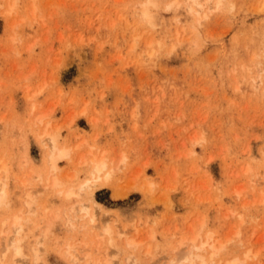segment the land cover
Listing matches in <instances>:
<instances>
[{
	"label": "rangeland",
	"instance_id": "1",
	"mask_svg": "<svg viewBox=\"0 0 264 264\" xmlns=\"http://www.w3.org/2000/svg\"><path fill=\"white\" fill-rule=\"evenodd\" d=\"M148 1L0 0V160L10 178L0 248L16 215L21 229L12 237L22 252L18 259L9 246L0 264L11 256L13 264H102L109 254L111 264L131 256L135 264H180L186 248L173 250L176 242L202 223L203 237L225 243L215 258L204 252L206 264H264V0H195L199 13L192 0ZM145 3L153 25L142 18ZM45 128L71 155L55 174ZM93 155L113 168L107 185L66 199L89 178ZM123 230L124 239L146 240L125 248Z\"/></svg>",
	"mask_w": 264,
	"mask_h": 264
},
{
	"label": "bare ground",
	"instance_id": "2",
	"mask_svg": "<svg viewBox=\"0 0 264 264\" xmlns=\"http://www.w3.org/2000/svg\"><path fill=\"white\" fill-rule=\"evenodd\" d=\"M156 1V0H155ZM175 1V0H174ZM189 1V0H188ZM216 1V0H215ZM214 1V2H215ZM153 2H154V0H153ZM151 0H149L148 2H146V3H150V4H154ZM169 2V1H168ZM184 2H186V0L184 1ZM193 2V3H192ZM219 2V0H217V3H216V5L217 4H220V3H218ZM144 4L143 5V7H142V18H143V20L144 19H147L148 21V23H149V14L147 13V4ZM187 3V2H186ZM185 3V4H186ZM195 3V0H192L191 1V5H196V4H194ZM207 3H209V2H207ZM183 4V3H182ZM190 4V2L188 3V5ZM215 4V3H214ZM176 6L177 5V7H178V4H176V2H175V4H173V6ZM191 5H189V6H191ZM215 5V6H216ZM171 6V5H170ZM169 6V7H170ZM189 6H187L186 7V9H188L189 11H191L192 9H191V7L189 8ZM194 6H192V7H194ZM197 7H198V9L195 11V13H199V12H201L203 9H204V7H203V9H202V7H201V5H196ZM203 6V5H202ZM11 9L13 8V5H12V7L11 6H9ZM10 8H9V10H10ZM9 10H7L8 11V13L10 12ZM192 12V11H191ZM151 19L153 20V17H151ZM152 20L150 21V25H151V23H152ZM154 24V22L152 23V25ZM31 96H33V95H31ZM47 111V110H46ZM52 111L50 110V113H51ZM83 112V111H82ZM49 113V114H50ZM81 113V112H80ZM48 114V115H49ZM82 114V113H81ZM39 116V117H38ZM47 116V114L45 113H43V114H38L37 115V117L35 118V119H37V121L38 122H40V123H42L43 121H44V118ZM47 118V117H46ZM72 119V118H71ZM73 120V119H72ZM37 121H35V123L37 122ZM94 121V120H93ZM37 122V123H38ZM49 122V121H48ZM51 122V121H50ZM39 123V124H40ZM68 123L70 124L71 122H69L68 121ZM50 125V123H47L46 122V124H45V126L47 127H49V125ZM38 125V124H37ZM53 125V124H52ZM67 125V124H66ZM44 126V125H43ZM53 127V130H55V126L53 125L52 126ZM43 128V127H42ZM59 128V127H58ZM40 129V128H39ZM50 130V129H49ZM48 130V131H49ZM57 130V129H56ZM43 132L41 133V135L42 136H44V138L46 139V141L48 142L47 144H48V146H49V150L47 151L48 152V158H47V160H48V167H49V169H50V171H51V173H56L57 171H58V165H57V163L60 161V160H66V159H68L71 155H70V153H69V150L67 149V148H65L64 146H61L60 144H59V140H58V135L56 134L57 132H51V133H49L48 131H47V129L45 128V129H43L42 130ZM41 135H39V137L41 136ZM36 137H38V136H36ZM77 137H79V136H77ZM41 139V138H40ZM60 139V138H59ZM45 141V142H46ZM81 141H83V144H84V140H83V138L81 139ZM80 141V142H81ZM64 142V141H63ZM79 142V143H80ZM39 143H42V141L41 142H39ZM68 144V143H67ZM78 144V143H77ZM81 144V143H80ZM79 144V145H80ZM41 145V144H40ZM78 145V147L77 148H79L80 146ZM86 145V144H85ZM43 146V145H42ZM75 146H77V145H75ZM84 146V145H83ZM81 148V147H80ZM88 149H90L89 147H87ZM92 148V147H91ZM74 149V148H73ZM97 150V149H96ZM100 150V149H99ZM98 151V150H97ZM90 152V151H89ZM89 152L87 153L88 155H90L89 154ZM94 152H95V150H94ZM99 152V151H98ZM73 153V152H72ZM92 153V152H91ZM95 153H97V152H95ZM104 153H105V151H104ZM45 154V153H44ZM106 154V153H105ZM92 155V154H91ZM97 155V154H96ZM104 155V154H103ZM109 155V154H108ZM73 156V155H72ZM81 156V155H80ZM94 156V155H93ZM91 157L92 158V160L90 161V170H89V178L87 179V180H85L82 184H80L78 187H77V189L76 190H74V188H69V189H67V191L64 193V197L66 198V199H69V198H73V196H75L76 198H77V200H78V197L82 194L81 192H86V193H88V195H89V193H92L94 190H98V189H100V190H102V188L104 187V185H107V184H105L108 180H109V178H110V174H112V173H110L112 170H113V168L111 169H109V163H108V161H107V159L104 157V156H101L100 155V157ZM27 157V156H26ZM47 157V156H46ZM79 157V156H78ZM81 157H84V156H81ZM123 157H121L120 159H122ZM23 159H25V158H23ZM21 160L22 161V164L24 165V163L25 162H23L24 160ZM28 159V158H27ZM72 159V158H71ZM79 159V158H78ZM118 160V162H120L121 160ZM44 160V159H43ZM47 160H46V162H47ZM67 161V160H66ZM81 161H82V159H81ZM83 161H84V159H83ZM110 161H112V160H110ZM122 161H123V159H122ZM121 161V162H122ZM29 162V161H28ZM46 162H44V163H46ZM69 162V161H68ZM73 161H71V163H72ZM87 162V161H86ZM113 162V161H112ZM79 163V162H78ZM6 164V163H5ZM26 164V163H25ZM43 164V163H42ZM86 164V163H85ZM0 172H2V176H3V178H2V176H1V178H0V205H2L3 203H4V200H5V189L7 188H5V186H6V183H5V181L9 178V173H8V169L5 167V165H3L2 163H1V160H0ZM21 165V164H20ZM29 165H31L30 163H29ZM47 165V164H46ZM45 165V166H46ZM82 165H83V163H82ZM81 165V166H82ZM88 165V164H87ZM116 165V164H115ZM118 165H119V163H118ZM78 166V165H77ZM112 166V165H111ZM44 166H42V168H43ZM118 167V166H117ZM33 168V167H32ZM114 168H116V166L114 167ZM41 169V168H40ZM30 170V169H29ZM36 170H38V169H36ZM35 170V171H36ZM42 170V169H41ZM47 170V169H46ZM59 170H60V168H59ZM110 170V171H109ZM115 170V169H114ZM62 171V170H61ZM76 171V170H75ZM27 172V171H26ZM37 172V171H36ZM40 172V171H39ZM43 172V171H42ZM60 172V171H59ZM74 172H72V174H73ZM4 174V175H3ZM12 174V173H11ZM30 174H31V176H32V173H28V175L30 176ZM49 174V176H50V173H48ZM59 174H61V173H59ZM58 174V175H59ZM72 174H70V175H72ZM75 174H77V173H75ZM35 175V174H34ZM52 175V179H51V185H56L57 184V181H56V179H55V176L53 177V174H51ZM39 176V175H38ZM38 176H36V177H38ZM40 176H42V175H40ZM69 176V175H68ZM67 176V177H68ZM28 177V176H27ZM27 177H26V179H27ZM36 177H34V178H36ZM70 177V179L72 180V179H74V176H69ZM88 177V176H87ZM39 178V177H38ZM58 178V177H57ZM64 178H66V177H64ZM10 179V178H9ZM17 179H19V178H17ZM32 179H33V176H32ZM37 179V178H36ZM49 179V178H48ZM63 179V178H62ZM68 179V178H67ZM46 180L47 179H45V182H46ZM16 181V180H15ZM19 181H22L21 183H19V184H22V186H23V183L24 182H26V181H24V180H22L21 179V177H20V180ZM33 181V180H32ZM63 181H65V180H63ZM69 181V180H68ZM67 181V182H68ZM81 181V180H80ZM13 182V181H12ZM66 182V183H67ZM70 182V181H69ZM27 183V182H26ZM108 184H110V181H109V183ZM50 185V184H49ZM48 185V186H49ZM112 185V184H111ZM21 186V185H20ZM21 186V187H22ZM28 186H30V185H28ZM56 186H59V183L56 185ZM66 186V185H65ZM130 186V185H129ZM19 187V186H18ZM18 187H17V189H18ZM33 187V186H32ZM50 187V186H49ZM48 187V188H49ZM31 188V187H30ZM38 188H39V186H38ZM38 188H37V190H30V191H28V192H31L32 193V199H34L33 198V196L35 197V195L34 194H36V193H38V191L40 192V190H38ZM45 188V187H44ZM105 188V187H104ZM129 188V187H128ZM131 188V187H130ZM36 189V188H35ZM40 189H43V188H40ZM45 190V189H44ZM52 190V189H51ZM130 190V189H129ZM37 191V192H36ZM27 192V193H28ZM33 192H34V194H33ZM42 192V191H41ZM9 193V192H8ZM118 193V192H117ZM127 193V192H126ZM23 194V193H22ZM25 194V193H24ZM7 195V194H6ZM27 195V194H26ZM24 195L26 198H29L28 196L29 195ZM87 195V196H88ZM114 195V194H113ZM116 195V194H115ZM85 196V195H84ZM83 195H82V197H84ZM121 196V195H120ZM119 196V197H120ZM126 196V195H125ZM124 196V197H125ZM31 197H30V199H31ZM114 198V197H113ZM116 198H117V196H116ZM30 199H28V200H30ZM63 199V198H62ZM83 199V198H82ZM8 200V199H7ZM6 201V200H5ZM85 201V200H84ZM91 201V200H90ZM261 201H264V198L261 200ZM36 202V201H35ZM88 201H86V203H87ZM25 204V206L27 207L28 205H26V204H29L30 206H32V204H30V202H24ZM73 203V202H72ZM77 203V202H76ZM84 204V205H83ZM78 205H80V204H78ZM82 205V206H81ZM79 207H80V209H79V211H81V212H83V213H85V215L86 214H89L88 212L90 211V207L88 208V206H85L86 204L85 203H82ZM94 205L96 206V207H99V205L97 204V203H94ZM30 206H28L29 208H30ZM74 207H72V209H75V205H73ZM92 206V205H91ZM94 206V207H95ZM93 207V208H94ZM102 207V206H101ZM29 208H27V210L28 211H30L29 210ZM31 208H33V207H31ZM6 209V208H5ZM71 209V206L68 208V210H72ZM65 210V209H64ZM94 210V209H93ZM96 211H97V213H98V208L97 209H95ZM76 211V210H75ZM66 212V211H65ZM72 212V211H71ZM77 212V211H76ZM76 212H73V213H76ZM95 211H92V213H94ZM231 212V211H230ZM73 213H72V215H73ZM82 213V214H83ZM90 214V217H89V221H95L94 220V218L96 219V217H95V213L94 214ZM16 214V213H15ZM22 214H24V213H22ZM65 214V213H64ZM67 214V213H66ZM108 214V213H107ZM229 214V213H228ZM230 214H232V213H230ZM19 215V214H18ZM62 215V214H61ZM78 215V214H77ZM97 215H99V213L97 214ZM103 215V214H102ZM23 216V215H22ZM55 216H57V213L55 214ZM74 216V215H73ZM226 216V215H225ZM238 216V215H237ZM60 217V216H59ZM72 217V216H71ZM88 217V216H87ZM101 217V216H100ZM239 217V216H238ZM241 217V216H240ZM55 218V217H54ZM75 218V217H74ZM73 218V219H74ZM106 218V217H105ZM226 218H227V216H226ZM9 219V218H8ZM12 219V228H14V229H12L11 228V226H10V228H11V230H12V232H11V236H9V238L7 239V243L3 246V247H1L0 248V253H1V258L4 256V252H5V250H7V249H9V246H11V248H13L12 249V251H14V252H12V254L16 257V258H18L19 259V257H20V255L22 254V252H21V247L20 246H18L17 245V243L16 242H14V240H13V238L14 237H12V235H13V233L16 235V232H18L20 229H21V226L19 225V217H17L16 215L13 217V218H11ZM67 219H70V218H67ZM72 219V220H73ZM239 219V218H238ZM26 220V219H25ZM25 220H24V222H25ZM80 220V219H79ZM240 220V219H239ZM3 222H2V224H1V226H5L7 223V220H5L4 221V219L2 220ZM69 222L71 221V220H68ZM83 221H84V219H83ZM147 221H148V218H147ZM66 222H67V220H66ZM153 222V221H152ZM239 222V221H238ZM21 223H23V222H21ZM74 223V222H73ZM79 223V222H78ZM133 223V222H132ZM239 223H241V220H240V222ZM47 224V223H46ZM68 224V223H67ZM82 224V223H81ZM138 224V223H137ZM24 225V224H23ZM23 225H22V228H23ZM70 225V224H69ZM132 225V224H131ZM203 223L200 225V229L198 230V226H196L195 228H197V232L196 233H193L191 236H189V237H186V238H182L181 240H178L177 242H176V244H174V245H176L175 246V249H173V250H175V251H177L178 252V249L180 248V247H185L186 248V250H185V253H183V255H182V258H175L176 260H182V262L180 263V264H206L207 262H206V257H205V255H204V252L207 250V249H210L211 251H210V257H214V256H216L217 255V253H219V251H220V249L222 248V245L223 244H225V243H223L222 245L221 244H219L220 243V241H219V239H217L216 238V240H213V236H212V234L210 233V232H206V235H204V237H203V233L201 232V228L203 227ZM72 226V225H71ZM71 226H69V227H71ZM75 226V225H74ZM76 226H77V223H76ZM81 225H79L78 227H80ZM93 227H95L94 225H92ZM104 227L106 226V224L104 223V225H103ZM133 226V225H132ZM131 226V227H132ZM7 227V226H6ZM87 227V226H86ZM85 227V228H86ZM124 227H125V225H124ZM47 228L49 229L50 227H48L47 226ZM71 228H73V227H71ZM80 228H82V227H80ZM84 228V227H83ZM82 228V229H83ZM119 228V227H118ZM118 228H115V229H117V231H118ZM194 228V229H195ZM206 228V227H205ZM46 229V228H45ZM47 229V231L49 232V230ZM129 229V228H128ZM189 229H191V227L189 228L188 227V233H189ZM14 230V231H13ZM120 230V229H119ZM136 230V229H135ZM205 230V229H204ZM209 230H211V229H209ZM233 230H234V228H233ZM237 230V229H236ZM46 231V232H47ZM102 231H103V227H102ZM125 230H123V232L121 231L120 233H118L117 234V238L118 237H121L122 236V239L124 240V247L126 248V246L127 247H132V248H134V247H136L137 245H139L140 243H142L143 242V240L146 238H144L143 240H140V236H138V237H140V238H138V242L137 241H134V240H132V239H124L125 238V236H126V234H125V232H124ZM203 231V230H202ZM238 231V230H237ZM237 231L235 232V233H231V237L232 236H236V234H237ZM44 232V231H43ZM231 231H229V233H230ZM234 232V231H233ZM104 233H106V235H108V237L110 238L111 237V235H113L112 234V231H111V229L109 228V227H105L104 228V231H103V235H104ZM135 233H137V231L135 232ZM134 233V234H135ZM149 233V232H148ZM214 233H215V231H214ZM45 234V233H44ZM43 234V236H46V235H44ZM138 234V233H137ZM140 234V233H139ZM152 232H151V235L150 236H148V238H149V241L152 239L151 237H152ZM228 234V233H227ZM0 235H1V238H6L7 236H6V232H4L3 230L2 231H0ZM99 235V234H98ZM97 235V236H98ZM125 235V236H124ZM136 235V234H135ZM214 235V234H213ZM6 236V237H5ZM144 236V235H143ZM100 238H98V237H96V239L98 238V239H101V235L99 236ZM115 237H116V235H115ZM132 237V236H131ZM229 237V236H228ZM40 238V237H39ZM42 238V237H41ZM135 238H136V236H135ZM147 238V239H148ZM237 238V237H236ZM239 238V237H238ZM98 239H97V241H98ZM105 239V238H104ZM142 239V238H141ZM226 239V238H225ZM231 239V238H230ZM110 240V243H111V245L119 252V250H121L120 248H119V246L117 245V247H116V245L113 243L114 241H113V238H110L109 239ZM146 240V239H145ZM222 240V239H221ZM232 240V239H231ZM230 240V241H231ZM4 241V240H3ZM40 241H41V239H40ZM102 241V240H101ZM142 241V242H141ZM154 241V240H153ZM226 241H228V243H229V238H227L226 239ZM233 241V240H232ZM18 242V241H17ZM37 242V241H36ZM33 243V244H36V248H32V250H31V253H33L32 255H34L33 256V258H35V263L37 262V261H40V259L38 258V256L36 255L37 254V252H33V251H36V250H38L39 248H40V246H38V242L37 243ZM106 242V241H105ZM117 242V241H116ZM140 242V243H139ZM147 242V241H146ZM215 242H217V245L218 246H216V244H215ZM99 243V242H98ZM144 243V242H143ZM232 243V242H231ZM235 243V242H234ZM81 244V243H80ZM97 244V243H96ZM107 244H108V242H107ZM239 244V243H238ZM243 244V243H242ZM85 245V243L83 244V246ZM126 245V246H125ZM244 245V244H243ZM122 246V245H121ZM228 246V245H227ZM239 246V245H238ZM66 247H69V245H66ZM71 247V248H70ZM69 248L70 249H72V247L73 246H70ZM75 247V246H74ZM77 247V246H76ZM75 247V248H76ZM108 247H109V249L111 248L110 247V245L108 244ZM107 247V248H108ZM155 247V246H154ZM31 248V247H30ZM75 248H73L72 250H74L73 251V253H75ZM89 248V247H88ZM98 248H100V247H98ZM138 248V247H137ZM140 248V247H139ZM33 249H36V250H33ZM67 249V248H66ZM77 249V248H76ZM78 249H80V248H78ZM96 249V248H95ZM95 249H94V252H97V251H95ZM226 249V248H225ZM229 249V248H228ZM30 250V249H29ZM68 250V249H67ZM88 250V249H87ZM90 250V249H89ZM98 250V249H97ZM116 250H114V249H111V251H115L116 253H117V251ZM129 250H131V249H129ZM148 250H150V249H148ZM151 250H153V249H151ZM172 250V251H173ZM39 251H40V249H39ZM78 251V250H77ZM76 251V252H77ZM171 251V252H172ZM248 251V250H247ZM246 251V252H247ZM250 251V250H249ZM11 252V251H10ZM65 252H67V251H65ZM71 252V251H70ZM103 252H105V251H103ZM102 252V253H103ZM112 252V253H113ZM130 252V251H129ZM128 252V253H129ZM146 252V254L145 253H143V255L145 256V255H147V254H149V251H145ZM153 252H154V250H153ZM156 252H157V249H156ZM177 252H173V254H174V256H175V254L177 253ZM222 252V251H221ZM232 252V251H231ZM230 252V253H231ZM25 253V252H24ZM36 253V254H35ZM72 253V252H71ZM88 253V252H87ZM86 253V254H87ZM108 252H105V258L104 259H107L106 257H107V254ZM142 253V252H141ZM163 253V252H162ZM233 253H235V252H233ZM5 254H6V252H5ZM67 255H68V253H66ZM159 254V253H158ZM249 254H251V253H248V255ZM36 255V256H35ZM91 255V254H90ZM98 255V254H97ZM110 255H112V256H110ZM115 256V254H109L108 255V257L110 258L111 257V259L110 260H114V256ZM124 255V254H123ZM154 255V254H153ZM168 255V254H167ZM171 255V254H170ZM252 255V254H251ZM17 256H19V257H17ZM72 256V255H71ZM70 256V257H71ZM74 256V255H73ZM156 256V255H155ZM208 256V255H207ZM226 256V255H225ZM85 257H87V256H85ZM91 257V256H90ZM118 257H119V255H118ZM132 257V256H131ZM127 257V259L125 258V260L126 261H123V263L124 262H126V264H128V261H129V264H135L136 263V261L134 260V258L132 257ZM150 257H151V255H150ZM154 256H152V258H153ZM227 257V256H226ZM231 257V256H230ZM244 257H247V256H244ZM250 257V256H249ZM123 258V257H122ZM215 258V257H214ZM236 258V257H235ZM235 258H234V260L233 259H231V261H227V262H224V264H234L235 262H236V260H235ZM5 259V258H4ZM10 259V258H9ZM12 259H14L13 258V256H11V264H13L14 263V261L12 260ZM22 259H24V257L22 258ZM21 259V260H22ZM39 259V260H38ZM74 259H78V258H74ZM73 259V257H71V260H73V263H74V260ZM91 259V258H90ZM99 259V258H98ZM225 259V258H224ZM229 259V258H228ZM110 260L109 261H105V260H103V262L106 264V263H108V264H111V262H110ZM171 260V259H170ZM169 260V261H170ZM213 260V259H212ZM1 261V260H0ZM27 261V260H26ZM89 261V260H88ZM101 261V260H100ZM116 261V260H115ZM150 261V260H149ZM174 261L175 260H171L170 261V264H174ZM177 261V262H178ZM215 261V260H214ZM239 262H240V260H238ZM76 262V261H75ZM103 262H101L102 264H103ZM120 262V261H119ZM154 262H155V260H154ZM242 262V261H241ZM16 263H18V262H16ZM100 263V262H99ZM114 262H112V264H113ZM156 264H157V262H155ZM169 263V262H168ZM167 263V264H168ZM211 263H212V261H211ZM5 264V263H4ZM20 264V263H19ZM86 264H89V263H86ZM96 264V263H95ZM114 264H116V263H114ZM120 264V263H119ZM122 264V263H121ZM178 264V263H177ZM216 264H218V263H216Z\"/></svg>",
	"mask_w": 264,
	"mask_h": 264
}]
</instances>
